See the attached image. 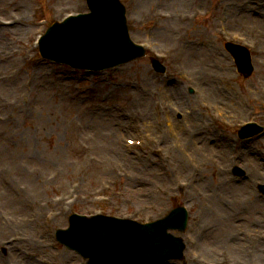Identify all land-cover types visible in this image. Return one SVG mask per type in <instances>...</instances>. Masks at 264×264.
Wrapping results in <instances>:
<instances>
[{
	"label": "rangeland",
	"instance_id": "1",
	"mask_svg": "<svg viewBox=\"0 0 264 264\" xmlns=\"http://www.w3.org/2000/svg\"><path fill=\"white\" fill-rule=\"evenodd\" d=\"M122 1L128 10L133 40L152 44L151 54L164 55L163 62L170 69L171 80L163 81L151 69L149 57L91 76L44 60L36 48V37L68 13L87 11L86 0H0V16L20 20L0 23V29L5 28L0 30V35L13 38L12 42L0 41V64L5 67H0V80H21L18 91L0 93V100L6 98L10 104L16 101L15 105L19 106L5 113L0 109V121L5 123L9 118V125H0V210L7 214L4 216L21 222L38 216L34 224L41 226L39 238L33 239L31 245L35 257L30 260L19 257L16 264H23L22 260L34 264H82L76 253L67 251L55 238L56 230L68 226L72 213H103L142 221L158 218L166 209L182 203L188 204L191 215L183 235L188 246L186 256L202 254L220 264L217 253H223L225 264L231 263L229 259L238 264H264V258L249 254L254 246L242 236L246 230L256 233L264 230V198H258L257 187L264 184V137L252 142L239 140L236 144L230 132L223 135L219 131L217 135L208 126V120L214 128H238L242 120H256L264 125V0H184L183 5L169 0ZM199 10H207L211 18L193 25L166 22V13L177 20L176 16L184 12L201 16ZM24 29L29 36L22 32ZM188 29L190 39L182 36ZM167 30H172V34ZM234 34L256 39L263 47L252 50L255 72L248 80L238 74L221 42ZM13 52L15 55L7 65L3 56ZM45 77L50 81L52 77L62 85L64 100L48 94L49 84L36 85ZM201 78L206 81L204 84L199 82L203 81ZM206 83L209 85L203 90ZM189 86L198 93L192 96ZM126 91L130 92L129 96L122 97ZM205 92L209 93L207 96L221 118L229 121L230 115H235L238 120L227 124L218 116L213 120L211 111L204 112L201 105L198 110L195 104L204 99ZM154 101L167 108L181 103L185 113L195 109V116L202 120V131L190 122L193 129L190 134L185 130L184 116L180 120L167 109L166 118L178 124V133L170 134L168 129L160 131L166 134L169 144L185 145L184 136L189 137L190 146L185 147L195 156L199 155L200 160H204V154L214 156V164L207 168L202 165L185 191L175 189L177 182L194 170L182 155L174 153L170 154L171 159H166V156H151L139 150L132 157L125 149L127 139L143 136L153 128L157 115ZM98 105L106 110L102 112L104 118L113 116L107 128L96 130L94 125L89 128L78 113H69L75 106ZM112 105L117 109L111 114L108 111ZM218 106L224 107L222 112ZM18 116L21 118L17 119ZM180 161L186 165L185 169ZM235 163L246 169V180L231 175L229 170ZM105 186H110L106 193L113 195L111 200L98 198L104 196ZM20 199L28 210L10 206L9 200L19 203ZM216 201L230 216L222 228L214 216L220 212ZM33 205L38 207V213ZM26 233L34 236L33 231ZM15 234L19 233L2 231L0 240ZM19 250L21 247L18 253ZM9 251L0 249V260H7ZM24 251L30 252L26 247Z\"/></svg>",
	"mask_w": 264,
	"mask_h": 264
},
{
	"label": "water",
	"instance_id": "2",
	"mask_svg": "<svg viewBox=\"0 0 264 264\" xmlns=\"http://www.w3.org/2000/svg\"><path fill=\"white\" fill-rule=\"evenodd\" d=\"M93 3L95 15L90 22L76 26L75 31L71 30L72 26L55 27L53 32L58 33L55 41H60L62 46H71L75 50L79 42L105 37L112 48H124L121 12L119 6L115 5L117 1L93 0ZM100 45L98 41L88 43L89 48H99ZM114 49L108 50L105 55L113 54ZM184 221L185 218L182 219V222ZM168 226L142 231L132 226L87 227L74 224L73 229L66 233L67 236L62 241L68 247L77 248L81 253L90 256L91 264H153L163 256L162 250L168 246L163 235Z\"/></svg>",
	"mask_w": 264,
	"mask_h": 264
},
{
	"label": "bare ground",
	"instance_id": "3",
	"mask_svg": "<svg viewBox=\"0 0 264 264\" xmlns=\"http://www.w3.org/2000/svg\"><path fill=\"white\" fill-rule=\"evenodd\" d=\"M168 2H170L172 4L173 3L174 4L177 3L179 5L180 4H182V5L184 4V0H182V1L169 0ZM19 6L22 7L23 4L19 3ZM252 20L255 21L256 19H252ZM1 29H5V28H1ZM22 32H24L26 35H28L27 29L22 30ZM165 32H168L169 34H172V30H167ZM12 39H13L12 37L7 38L5 35H0V41L12 42L13 41ZM14 55H15V52L10 53L9 55H4L3 56V59L7 60V65L11 63L10 57H12ZM0 67L2 68V67H4V65L0 64ZM46 78L47 77L42 78L41 80H39L36 85H38L40 87H44L47 84H49L50 92L48 94L57 95L61 99L64 100L65 96H64V92H63L62 87H61L62 85L60 83H58L57 80H54L52 77H51V81L46 79ZM20 84H21V80H17V79L16 80H12L11 78H4L3 80H0V93L18 91V89L20 88ZM29 84L32 85V81H30ZM129 94H130V92L126 91L123 95L122 94L121 95H122V97L127 98L129 96ZM65 95H66V93H65ZM18 98L19 97H15V99H18ZM44 101L48 102V100L45 99V96H44ZM10 105L11 104L8 102V99L2 98L0 100L1 112L5 113L7 111H14V110H16L19 107L18 104L15 105V106H10ZM116 109H117L116 105H112L111 106V110H109L108 112H111V114H112V112L114 110L116 111ZM104 111H106V110L104 109L103 106H100V105L91 106V107L75 106V107L69 109V113H78L77 116L79 118H81L85 123H87L89 128H91L94 125L96 130H100L103 127L107 128L109 126V124H110V121L113 118V116L110 117V118H107V119L104 118L103 117L104 114H102V112H104ZM20 118H21V116H18L17 119H20ZM191 120H193L194 127H196L197 130L202 131V126L199 123L198 119L197 118H194V119L192 118ZM0 125H2L3 127L9 125V118L7 117V120H6L5 123H2L0 121ZM200 126H201V128H200ZM168 127L170 128L171 131H173L175 129V125L173 123H170V122L167 123V128ZM100 140L102 141V138ZM181 167H183L185 169V166H184V164L182 162H181ZM4 191H5V195H6L7 194V190H4ZM18 197H20V196H18ZM9 202H12V204H10V206L12 208H14L15 205H16V206H21L22 209L28 210V207L24 206V201L22 199H20L19 203L11 201V200H9ZM9 202H6V203H9ZM216 203H217L216 209L219 210L220 212L214 213V216H216V221H217L216 224L219 225L222 228L223 224L226 222L227 219L230 218V216H228V214L226 213V211H228V210L223 209L219 205L218 201H216ZM4 225L5 224L0 221V233L2 231H7L6 228L2 227ZM21 245H23V244H21ZM19 247H20V245H16V244H14L11 247H9V248H11V250H10V255H9L8 259L4 260V261L0 260V264H14V263L18 262L17 260L20 261L19 257H23L24 255H23V252H19L18 253ZM258 247L259 248L257 250H255L253 253H249V254L252 255V257H254V258L263 259L264 258V243L258 244ZM16 258H18V259H16ZM24 262L28 263V261H25V260L23 261V263Z\"/></svg>",
	"mask_w": 264,
	"mask_h": 264
}]
</instances>
